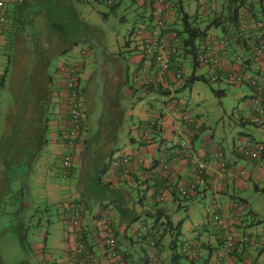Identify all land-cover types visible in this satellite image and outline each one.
<instances>
[{"label": "crops", "instance_id": "1", "mask_svg": "<svg viewBox=\"0 0 264 264\" xmlns=\"http://www.w3.org/2000/svg\"><path fill=\"white\" fill-rule=\"evenodd\" d=\"M130 1H132L133 4H137L138 6H144L143 2H145L144 0ZM263 1L264 0L259 1V10H256L255 6L253 7L254 17L252 18L251 15L246 12V9H242L241 12L244 13L242 17L244 20L243 22H245L248 27H252L253 19L257 17L260 18L263 14V9L261 8ZM122 2L123 0H115L116 4H121ZM6 3H8V0H5V4ZM197 3L198 2L195 1H189L187 3L189 10L186 12H188L189 14H194L196 12ZM143 8V10H145V7ZM220 9L221 8H219L218 10ZM145 12L147 15V20H144L142 24L137 27V30H135V33L137 34L131 37L129 36L127 42H125L128 51H136V55L130 57L129 59V62H131V66L133 68H130V71H132V73L135 72L139 64L143 62V56L139 50L141 47L140 44L142 43V40L147 38V36L149 35V22L152 21L151 18L148 17L147 8ZM162 19L164 20L162 27L163 37L166 43L165 46H167L170 54L172 55V66L168 72H161L156 66H154L149 71L156 78L157 85L161 87L159 89L166 90V93L161 94L165 98L163 100H159L158 104L155 105L154 100L157 99V97L154 95L158 93H156L155 91L149 93L139 92L140 98L138 100H142L143 95H151V100L147 102V104L139 101V103L142 104L135 105L129 111L128 109L124 108L121 103L118 102V95L111 99L108 105V110L106 109V106H104L101 111V116L104 115L106 121H108L112 126L115 125V122H120V117L122 118L123 116H126V114L137 116L138 123L136 125H133L132 127L130 126V128H128L126 134L122 138L118 137L115 133L116 129H113V134H111L110 131L104 138L100 136V138L96 140L97 143L94 142V137L101 135L102 127L98 131L92 130L90 132L85 129V101L87 100V96L84 95V89L80 87L84 127L79 134V138L75 140L74 146L70 147L73 149V162L78 161L79 165L81 166L80 173L76 177V182L79 181V185H76V182L73 185L63 184L59 179L56 178L54 173L59 158L62 157L63 149L68 150L69 148L67 142L64 141V139H66V131L69 124L68 116L66 114L64 106L65 76L62 72L63 70H57L58 76L56 77L57 80L54 84L55 89L53 93V102L55 103V105L53 109V116L49 122L48 127V144L43 150L37 164L34 165V167L38 168L37 170L40 175L37 180L38 186H41V193L39 195L40 198L49 205H57L62 203V207H60L56 211L57 215L55 218V233L51 243V250H54L55 254H46L45 256L46 260L49 263L73 264L67 252V249L69 248L68 246H70L72 243V234H70L71 225L68 222L65 223L64 218H66V216L64 212H62V209L64 208V204L66 202L72 201L76 198L84 197L83 200H87V205H89L87 206L88 209L83 211L82 227L84 228V236L86 237L85 242H87V247L92 253L91 264H109L106 248L103 246L102 241L99 239V235L97 234V227H95V222L93 220L94 215L98 212L97 210L100 209L101 206H110V208L112 209L110 211H112L113 215V233L116 236L119 247L121 245H124L127 248V255H130L129 258H131V254L129 252L133 247L131 245V237H136V235L141 232L146 233V235L150 232L154 233L156 232L155 229L159 230L160 233L164 232L165 218H168L171 221L168 214V202L173 203L174 209L179 210L180 208H182L183 205L180 200H177L178 194L174 187L185 186L189 183H195L196 193L192 197L193 199L199 194L200 185L203 184V196H206L208 192H211V199L217 200V209L224 208L226 212L228 214H232L233 217L238 214L241 218L240 221L242 220V216L239 214L240 210L236 211L232 207H237V209L241 210L247 209L248 203L245 199H243L241 193L248 188L255 191L254 186H257L258 190L264 189V187H262V184L264 183V168L259 172L252 171L251 166H249L248 163H246V165H243L239 164L237 161L230 160V157L228 158V156L225 155V151L223 148L219 146L210 147L209 145H207L209 143L210 136L208 135V137L204 138L201 136V132L204 129L203 121L199 120V117L188 116L186 113H183L182 116L187 115L192 122L189 126L187 134L196 136L193 142V148L195 150L194 153L201 156L202 159L207 162V173L203 177L197 176L195 170L192 168V166L188 165L186 160H184L183 158L178 159V155L180 156L183 153V148L177 147L178 142H180V133L178 128L181 127L180 125H178V120L180 119V117H182L180 116V113L182 112L180 110V104H176V102L171 104V99L173 98V91L175 92L176 90L181 89L180 84L182 82L181 80H177L175 75L177 72H179V70H182L183 72V65L180 60L184 55H182V49L179 45V40L175 38V32L173 31V26L171 25V23L175 20L173 11L169 8L165 9L162 15ZM5 31L6 30L2 31V33L0 34V46L8 43L5 36ZM207 37L209 40L210 38H212L213 40L214 38L219 39V41L221 40L219 38L220 34L218 33V31L212 28L209 29ZM131 41H133V43L132 47L130 48L129 44L131 43ZM201 48L199 49L201 50ZM71 52L72 50L68 53L69 56L67 58V62L71 60V62L75 65L77 72H80L78 74L80 86V80L82 78L86 79L88 77L90 69L84 70L86 62L77 60ZM173 52H175L174 56ZM211 52L212 56H214V58L216 59V62L214 64L209 63L206 68L209 69L210 72L217 73V75L218 70H223V73H220V77L227 80L228 82L232 81L228 76L229 74H239L243 72L244 69L246 70L244 72V75L248 78L249 76L247 74L249 70L255 71L256 75L258 74V72L260 74L264 72L263 62H260L261 66L255 65V68V66H253L254 62L250 60L247 54L244 55V58H238L237 56H235L236 53H238L239 55L242 54H240L239 52H233L234 57H232L230 52L224 47V43L220 44V42L214 41ZM93 53V50L87 48V52L85 55L87 56ZM114 55L115 54L112 53L108 54L106 47L104 54H100L99 52L95 55L96 61L99 62L101 61L100 59H102L104 67V70L102 72H104L105 74V76L103 77L101 73H99L100 76L97 78V82L100 84L99 87H103V85L106 83L107 77L111 76V82L114 86H116L115 84H117L118 87L120 85H124L123 90L125 92V98H129L131 95H134V93L131 92L130 87L127 85L128 77L126 78V71L129 70V67L123 68V66H119L118 64H116L115 60H113V63L110 62V59H114ZM246 60H248V62H246ZM254 61L259 62L258 59H254ZM108 62L109 64H113V69L111 68L110 72L106 71L108 70ZM146 62L147 63L144 65H148V61ZM64 63L65 62H63V65ZM67 66L68 65H66L65 67ZM246 106L250 110H248L247 115L243 117H245L246 120H249L252 123L253 114L249 105L248 97H246ZM101 116L98 115V118ZM152 118H156L159 121V125L158 130L156 131L157 135L155 139L151 143H149L144 140V134L149 130L148 125L150 123L149 121ZM241 123H243L244 125L243 121H241ZM254 126L257 128L263 141L264 128L258 127L256 125ZM94 133H96V136H91ZM199 138L203 139L201 143L202 145L201 147H199V150H196L195 143L200 140ZM84 140H88L87 146H90V151L87 153L82 144ZM248 140L258 141L255 138H248L245 134L241 133L239 142L237 143L235 141L234 143H232L228 151L232 155L240 157L237 151ZM112 151L113 153H111ZM219 151L222 153V155L219 153ZM172 153H175V155H177L176 160H167V157ZM109 154H112V156H109ZM66 156L67 155L63 156L61 165L66 159ZM119 156H127L130 159V164L126 167L125 170H121L120 168L112 169L109 167V163H107L111 158V160H113L114 158H117ZM161 160L168 161V168L166 170L161 169ZM84 162H89L93 169H101L100 166H103V164L106 166V169L103 171L102 178L100 177L101 181L103 182L99 184V187H101L100 193L96 192L94 188L86 185L85 179L88 174L87 176H85L86 173H82ZM221 163L228 164V168H222ZM52 166L54 168H51ZM242 169H244V172H247V174L236 176V173L241 171ZM167 179L171 182V184L173 183V185H171V188L168 189L166 197L159 202L157 198V187L162 183V181H165ZM152 181L155 182V184H152ZM102 184H106L107 187H105L104 185V187H102ZM84 187H86V189L88 190L87 193L89 197L85 196L86 191L84 190ZM131 191H137L135 197L130 194ZM239 201H243V206L238 205L237 202ZM90 203H93V206L90 205ZM158 203L162 206L163 210H165V213L163 212L165 216H162L160 221L156 224L154 218L151 217L148 213L155 211L154 204ZM212 208L213 205L210 207V210H208L206 214L211 212L213 210ZM171 222L173 225V221ZM205 222H207L210 229L212 226L213 234L208 228L205 232L207 239L204 243L205 246L209 247V252L213 253L216 250L215 248L217 247L214 244H220L221 242H223V237L221 232L209 223L208 218L205 219V221L202 223ZM242 223L243 221L241 222V224H239V226H237L236 230L240 231V228H242ZM158 224H160L159 227ZM154 226L156 227L153 228ZM183 226L184 224L181 225V227ZM251 231L252 230H249L250 233H244L251 234ZM162 234L164 235L160 236L158 234H155L157 239H162V245H160V248H157L156 250L158 256V264H165L167 258L172 259V251L168 246V244L170 243L169 240H171L170 231L167 230V232H164ZM192 234H194L193 229ZM200 235L201 234L199 233L198 237ZM165 245L168 246V250L165 249ZM240 246L241 245L239 244V246H237V249ZM246 253L247 252H245L244 250L241 251V253L236 250L234 256L237 259H242L243 262L247 264L245 257ZM149 254H151V252ZM122 258L124 264H134V262L130 261V259L127 261L125 256Z\"/></svg>", "mask_w": 264, "mask_h": 264}, {"label": "rangeland", "instance_id": "2", "mask_svg": "<svg viewBox=\"0 0 264 264\" xmlns=\"http://www.w3.org/2000/svg\"><path fill=\"white\" fill-rule=\"evenodd\" d=\"M225 1L226 0H207V4L213 9L218 10ZM251 1L255 3L256 10H259L260 0ZM6 4L7 10L9 11V26L5 33L8 43L0 46V76L4 70H6L4 85L0 87V129L6 128L8 118L11 120L17 114L21 115V110L23 108L22 103L25 101V98H28V96L31 97L29 93L30 71L36 65L35 55L33 53V43L30 39H28L30 32L33 31V23H31V25L28 23L22 25V33H18L22 36L23 40L16 41L13 38L18 29L15 18H19L21 14L31 18L33 16V12L30 13V8L25 5L15 8L17 5L12 4L11 2ZM76 7L78 9L77 11L81 14L82 19H84L87 23L88 35L91 38H94V41L97 40L96 42L102 43L103 46L105 45L108 54H115L114 59H110V62L113 63V60H115L116 64L119 66H123V68L129 67L127 85L131 87L132 71H130V68H133L129 59L130 57L136 55V51H128L125 42H127L130 35L129 31L133 28L137 29V27L140 26L144 20H147L143 8L137 4H133L130 0H123V2L113 11L110 10L109 6L105 2L96 0L78 1V3H76ZM184 9L185 11L189 10L187 3L185 4ZM31 10H33V6ZM103 13H106L105 18L103 17ZM25 16L23 17L24 20ZM207 22V18H200L197 22V27L200 30H204ZM149 24L150 26H153V20L150 21ZM173 29L178 30V32L182 31L181 20L178 19L177 22L173 24ZM215 30L220 34L219 29ZM25 37L27 38L26 40ZM42 39L44 40L43 37ZM205 40L196 41L195 45L197 48H201L202 43H204ZM214 41L220 42V44L222 43L219 39L214 38L213 40L210 38L208 46L211 47ZM132 43L133 41L129 44L130 48L132 47ZM102 45L98 48L101 49L103 47ZM95 46L96 47L93 49L94 53L87 56L85 54L87 52L88 43L79 44L73 47L71 52L77 60L86 62L84 70L90 69L88 77L80 80V87L84 89V95L87 96V100L85 101V129L88 130V132L98 129V115L101 116V111L104 106H106V109L108 110V105L113 97L119 95L118 102L129 111L135 105L142 103L147 104V102L151 100V95H143L142 100H138L140 96L139 91L135 92L134 95H131L129 98H125V92L123 90L124 85H120L118 87L117 84H115L116 86H114L111 82V76L107 77L106 83L103 87H99L100 84L97 82V78L100 76L99 73H101L103 77L105 74L102 72L104 70L102 59H100L101 61L99 62L95 60L97 45ZM227 50L230 52L232 57H234L233 52H239L240 54H247L248 57H252V61L254 60L250 53L247 51L242 53L243 51L240 48H237L236 51L232 48H228ZM68 56L69 54L58 57L56 56L48 60L49 66L45 69V73H47L49 77L51 76L53 78L54 84L56 83V77L58 76L57 70H63L66 65H68L69 68H74L75 75L80 73L79 71H75L76 67L71 60L67 62ZM63 62H65L64 65ZM180 62L183 65L182 75L184 76V79H181V89L176 90L175 92L173 91L171 104L174 102H176V104H180V110L182 112L180 113V116H182L183 113H186L188 116L199 117V120L203 121L204 129L201 132V136L203 138L208 137V135L210 136L209 143L207 145L210 147L219 146L223 148L225 155L228 156V158L230 157V160L246 165L245 160L237 158L228 150L232 143L235 141L237 143L239 142L241 133L245 134L248 138H255L258 141H262V138L254 124L243 117L247 115L248 110H250L246 106V97H250L252 92L247 86V83H240L235 80L228 82L225 79L213 81L210 79L209 69L203 67L197 69L195 75L205 77L207 82L203 83L201 81H197L191 86L184 87L186 80L192 75V73H194V70L191 57L183 56ZM253 62V66H261V63L257 61ZM111 68L113 69V64H109L107 67L108 70L106 71L110 72ZM233 74L235 75V73ZM247 75L251 78H261L264 77V72H262V74L258 72L256 75L255 71L249 70ZM219 89H222L224 94H216L215 90ZM154 96L157 97V99L154 100L155 105L158 104L159 100H163L165 98L161 94H155ZM64 97H66L65 100H67L68 96L66 91L64 93ZM139 101L142 103H139ZM241 121L244 122V125ZM137 123L138 120L135 115L131 116V114H126V116H123L122 118L120 117V124L115 122V124L118 125L115 127L116 135L122 138L126 134L128 128L136 125ZM101 131V135H98L96 137L97 139H99L100 136L103 138L106 136L107 133H105V129H102ZM201 138H199L200 140L195 143L196 150H199V147L202 145L201 143L203 139ZM72 152L73 149L70 148V146L68 150L63 149L62 157L59 158L54 170L56 178L63 184H75L76 177L79 175L81 170L79 162H73ZM64 155H67L66 159L70 162L68 167H71L72 169V175L68 179L62 176L63 169L61 168V163ZM37 169V167H34L33 172L32 167V170L26 177L31 206L27 208L25 215L22 213L21 218L18 221V224H22L25 227L26 235L25 237H21L19 235L18 225L16 222H13L12 228L3 231L4 233L0 239V257L3 264H24V260L33 264V253L28 249V243L31 248L34 245L35 249L40 248L42 247V244H45L47 247L46 253L51 255V243L55 233L56 213L50 205L48 203L46 204V202L39 196L41 193V186H38L37 183V180L40 177ZM86 170L87 171L85 173L89 174L85 179L86 185L94 188L96 192L100 193L101 187H99L98 177L102 178V173H100V171L98 172V169H93L92 167ZM262 187H264V183L262 184ZM84 190L86 191L85 196L89 197L86 187H84ZM202 190L203 184L200 185V192L195 198L188 201H183L182 198H180L183 206L179 210L174 209L172 202H168V214L171 221H173L174 228L177 227L180 221L184 224V226L181 227L179 235L175 236V239L177 240L176 253L178 255H182L183 252L186 257H189L190 254L197 253L194 257V264H206L207 259V264H212L213 262H218L217 258L224 252L225 248L223 242L220 244H214L217 246L215 248L216 252L214 251L211 254V257H209L208 253L205 252L202 247V243L206 242L207 239L205 232L209 228L207 222H202L205 221V217L207 216L206 213L210 210L213 201V199H211V192H208L206 196H203ZM136 193L137 191L130 192V194L134 197L136 196ZM241 196L248 204L246 210L240 209L239 214L242 216L243 223L242 228H240V231L237 230V232L241 237L242 235L249 234V230H252V235L257 236L254 237L249 235L251 237L248 241L249 244L242 242V244H240L241 246L238 248V252L241 253L243 250L247 252L245 256L247 264H264V241L261 240L264 238V191H254L253 189L248 188L241 193ZM90 205L93 206V203H90ZM3 217H5V215ZM11 219L12 218H6L3 220L0 225V230L2 225V229H6L5 226L10 224V221H12ZM93 220L95 223H98L95 216L93 217ZM232 221L235 226L237 222L236 218L233 217ZM159 226L160 224H158V227ZM192 229L199 231L201 234L198 241L196 237L194 238ZM209 230L212 232V226ZM45 233H48V235ZM132 238L133 247L129 251L131 258L126 257L127 248L124 245L120 246V255L122 254L123 257L125 256L127 261L130 259V261L135 263L139 262L136 264H148V262H145L143 258L139 260V256L144 251L148 254L150 253V249L146 244V241H142L141 244H139L136 237ZM165 249L168 250V246L165 245ZM190 262L191 260H188L183 256L179 259V264H190ZM165 264H172L171 259L167 258ZM234 264L245 263L242 259H236Z\"/></svg>", "mask_w": 264, "mask_h": 264}, {"label": "trees", "instance_id": "3", "mask_svg": "<svg viewBox=\"0 0 264 264\" xmlns=\"http://www.w3.org/2000/svg\"><path fill=\"white\" fill-rule=\"evenodd\" d=\"M79 2L81 0H78ZM77 0H8V2H11L12 4L17 5L15 8L21 7V5L28 6L30 8V13L33 12V16L27 17L24 14H21L19 18L16 19V23L18 26L17 33L14 35V39L16 41H21L23 40L22 36L19 35L18 32L22 33V25L25 23H28L31 25L33 23V31L30 32V35L28 36V39H30L33 43V53L35 55V61L36 65L35 67L30 71V82H29V93L30 96L28 98H25V101L22 103V110H21V115L17 114L14 116L11 120L8 118L6 128L0 129V225L3 220L6 218H12L10 221V224H8L6 229H2L3 225L1 226L0 230V239L2 237V234L4 233V230H8L13 227V222H16L18 225V233L21 237H25L26 229L22 224H18L19 219L21 218L22 213L25 215L26 210L28 207H30V201H29V195H28V184L27 182V175L29 172L32 170L33 167V172H34V165L37 164L43 150L47 146V141H48V127H49V122L53 116L52 110L54 109L55 103L53 102V93H54V83H53V78L48 76L47 73H45V69L49 66V59L52 57H58V56H64L67 55L73 47L79 45V44H85L88 43V48L93 50L97 45L96 48V53L104 54L105 53V47L102 45L100 42H96L97 40L94 41V38H91L88 33H87V23L82 19L81 14L77 11L76 3H78ZM100 2H105L111 11H113L119 4H108L106 0H96ZM143 2L144 6H141L142 8L145 7V10L147 8L148 11V17L151 18V20L154 19L153 17V3H155V0L153 2L144 0ZM166 2V7L165 9L169 8L170 10L173 11V15L175 16L174 22L171 23L175 24L177 20H181L182 22V31L174 30L175 32V38L179 40V45L181 46L182 49V55L184 56H189L192 59V64H193V70L194 73L186 80V84L184 87H188L193 85L197 81H201L203 83L207 82V79L203 76H196L195 73L197 72V69L199 68H206L207 65L211 62H207L206 65L201 66L199 62L197 61V55L198 51H200L199 48L195 45V42L198 40H207V34L209 29H219L220 31V39L221 42L223 41L224 47L227 49L232 48L234 51H236L237 48H240L244 52L250 53L253 58L256 60L257 55L255 54V48L257 44V39L255 36L252 37H247L245 36L241 31H240V25L244 24L248 28V30H251L252 27H248L245 22H243V15L242 9H246V12L251 15V18L254 17V10L253 7L255 6V3L252 2L251 0H226L220 10H215L211 6H209L207 3V0H163ZM189 1H195L198 2L196 6V12L194 14H189L184 10V4L188 3ZM5 4V1H4ZM6 5V4H5ZM33 6V10L32 9ZM261 8L263 9V14L261 15L264 16V1L262 2ZM144 9V8H143ZM165 9L162 12V15L165 11ZM144 10L145 16L146 12ZM9 11L7 10L6 6H4V20L2 27L0 29V34L2 31L8 29L9 23ZM25 16V20L24 17ZM103 17H106V13H103ZM256 17V16H255ZM200 18H207L208 22L206 25V28L204 30H200L197 27V22L199 21ZM260 18H255L252 20V22L259 20ZM154 22V21H153ZM251 22V23H252ZM154 26V25H153ZM150 26V29L153 27ZM136 28H133L129 31V36H133L137 33H135ZM137 30V29H136ZM5 31V32H6ZM29 33V32H28ZM44 38V40L42 39ZM160 37H163V32L162 29L160 30ZM22 38V39H21ZM20 39V40H19ZM27 38L25 37V40ZM8 40V39H7ZM145 40V39H143ZM142 40V42H143ZM205 40V41H206ZM203 44V43H202ZM103 46L101 49H99V46ZM141 45V44H140ZM212 50V46L210 48ZM140 52L142 56L144 55L143 49L140 47ZM165 50L170 56V61H169V69L172 66V55L170 54L167 46L165 47ZM94 52V51H93ZM173 52V56H174ZM235 53V52H234ZM246 55V54H245ZM238 58H244V54L239 55L236 53ZM250 60H252V57H249ZM259 60V59H258ZM143 64L140 63L138 68L136 69L135 72L131 73L132 75V86L130 87V90L132 93L135 92H140V93H149L152 91H155L156 93H166V90L164 91L163 89H159V87L156 83V78L152 82H141L136 84L135 79L138 77V72L140 68L144 67V64H146L148 61V69H152L154 66L157 67V64L154 62L153 59L147 58L143 56L142 60ZM245 61V60H243ZM254 61V60H253ZM248 62V60H246ZM258 62V61H257ZM261 60H259V63ZM158 68V67H157ZM148 70V71H149ZM159 70V69H158ZM167 71V72H168ZM180 71V70H179ZM182 71V70H181ZM246 70L244 69L243 72L237 73L238 75L245 76L244 72ZM128 72L129 70L126 71V78L128 77ZM150 72V71H149ZM210 73V79L213 81L221 80L222 78L220 77V73H223V70H218V75L215 72H209ZM230 77V80L236 81V78L234 77V74L231 73V75H228ZM183 75H181L180 79H183ZM6 79V70L2 73L0 76V87L4 85ZM242 82H246L247 86L251 89V96L248 97V100L253 98L254 94L257 92L256 88L252 86L249 81L243 80ZM80 93V90H79ZM215 93L218 95L224 94V91L222 89L215 90ZM262 94V102L264 106V88H262V91H260ZM80 101L81 100V93L79 94ZM140 98V97H139ZM66 97H64V106L66 110V114L68 116V121H70V117L68 114L67 110V103H66ZM82 107V103H81ZM251 108V106H250ZM252 111V108H251ZM252 114L254 112L252 111ZM84 118V116H83ZM191 120V119H190ZM14 121V122H13ZM179 121V120H178ZM150 123H154L147 133H149L151 136V141H148L147 139H144L146 142L151 143L156 135H157V130H158V125L159 121L156 118H152ZM149 123V124H150ZM192 122H190L191 125ZM117 124H120V122H117ZM111 125L109 124L108 121L104 118V115L99 117V124H98V131L101 127L102 129H105V133H109L111 131V134H113L112 130L115 129L118 125ZM84 125V119H82V124L79 129V132L77 135L69 137L68 130H69V124L68 128L66 131V139H64L65 142L71 140L72 146H74L75 140L79 138V134L81 133L83 126ZM111 127V128H109ZM149 127V125H148ZM151 129V131H150ZM188 130H186L184 133L187 135L188 139H190V149L192 153L195 152L193 148V142L195 140L194 135L187 134ZM193 134V133H192ZM145 135V134H144ZM91 136H96V133L92 134ZM94 142L97 143V138L94 137ZM181 142V135L179 138ZM178 142V148H182ZM256 142H261V141H256ZM85 143V144H84ZM88 140H84L83 148L86 150V153L90 151V146H87ZM173 149V148H172ZM171 149V150H172ZM184 149V148H183ZM238 155L240 159L245 160V163H248L249 166L253 165L252 160H249L248 158L245 157L243 154V151L238 149ZM113 153V151L111 152ZM219 153L222 155V153L219 151ZM175 153H172L167 157V160L171 158ZM109 156H112V154H109ZM176 156V155H175ZM177 157V156H176ZM112 159V158H111ZM109 160L107 163H109V167L112 168L111 161ZM166 160V161H167ZM130 164V159L128 158V164L125 165L126 167ZM224 167L221 166L222 168H228V164L223 163ZM122 166L118 167L117 169L123 170V164H120ZM91 164L88 162L83 163L82 167V173H85L88 168H91ZM101 169H98V172L102 173L106 169V166L103 164V166H100ZM51 168H54L53 166ZM61 168L63 169V177L65 178H70L72 175V169L71 167H65L64 166V161L63 164L61 165ZM86 168V169H85ZM230 168V167H229ZM244 171V169H242ZM55 173V171H54ZM207 173V172H206ZM88 173H86L85 176H87ZM56 175V174H55ZM66 175V176H65ZM89 175V174H88ZM240 174L236 175L239 176ZM244 175V174H241ZM204 176V175H203ZM200 176V177H203ZM245 177V176H244ZM18 179V180H17ZM99 179V184L102 182L100 177ZM79 180V179H78ZM14 183V185H13ZM103 183V182H102ZM163 183V181H162ZM160 184L157 187V198L158 201H162L159 198V189L163 184ZM17 184V185H16ZM79 185V181L76 182V185ZM195 184V183H193ZM107 187L106 184H102V187ZM173 185V183L171 184ZM17 186V187H16ZM16 187V188H15ZM171 188V187H170ZM176 188V187H174ZM255 191H261L258 190L257 186H254ZM194 190L196 193V185H194ZM264 191V189H262ZM102 192V191H101ZM177 200L179 201L180 198H182L183 201H188L191 200L192 197L195 195H190V196H180L179 193ZM176 194V195H177ZM84 197L76 198L72 201L66 202L64 204V208L62 209L66 216L64 218L65 223H69L71 225V230L70 234H72V230L74 229L72 222H71V217L77 215L79 219V224H78V236L75 240H80L83 241L85 246L87 247V242L86 237L84 236V228L82 227V218H83V211L87 210V200H83ZM181 201V200H180ZM215 203H217V200L214 199ZM238 205L243 206V201L237 202ZM34 205V204H33ZM62 203L60 204H54L50 205V207L55 211L57 215V209H59ZM159 205V206H158ZM36 206V205H34ZM217 206H214L211 212L207 214V218L209 219L210 216L213 212L217 210ZM240 206V207H241ZM155 211L148 213L151 217L154 218L155 223L157 224L162 216H165V210H163L162 206L158 204H154ZM38 208V207H37ZM104 209H109L110 206H101L100 209H98L97 213L94 215L96 219L99 221V218L101 216V212ZM164 212V213H163ZM217 212V211H216ZM164 214V215H163ZM5 215V217H3ZM55 215V217H56ZM206 218V219H207ZM241 219V218H240ZM243 219L235 224V227L239 226ZM172 222L168 219L165 218V229L164 232L170 231V243L168 244L169 248L172 251V264H179V259L185 257L188 260H191L190 264H194V257L196 256L197 253L190 254L189 257H186L184 253L182 252V255H178L176 252V239L175 236H178L179 233L181 232V225L182 222L180 221L177 225L176 228L173 227ZM95 227H98L97 222L95 223ZM111 227H112V221H111ZM154 226L153 228H155ZM114 230V228H112ZM153 230V229H151ZM156 232L154 233H149L146 235V233H138L136 235L137 241L139 244H141L142 241H146V244L149 246L151 254L146 253L145 251L140 255V259L143 258L145 262H148L150 264L151 259L153 258V255L157 256L156 250L157 248H160L162 239L156 238L155 234H158L160 236H163L164 232L160 233L159 230L155 229ZM194 237L197 238V241L199 239V231L193 230ZM98 234V230H97ZM48 235V233H46ZM150 236V237H149ZM116 238V236L114 235ZM133 238L131 237V240ZM74 240V239H73ZM117 240V239H116ZM46 241V237H45ZM118 242V241H117ZM196 243V242H195ZM224 244V243H223ZM249 244V243H248ZM131 245L133 246V240L131 242ZM238 246V245H237ZM237 246L233 248V250H238ZM69 248L67 249L68 255L70 257V260L72 261L73 264L74 261L71 257V247L68 246ZM202 247L205 250V252L208 253L209 257H211V254L209 252V247L205 246V243H202ZM88 248V247H87ZM28 249L33 253V264H52L49 263L45 256L46 254V245L42 244V247L35 249V246L33 245L32 248L30 244L28 243ZM89 250V248H88ZM207 250V251H206ZM117 251L120 255V247L119 244L117 243ZM55 251L51 250V255H54ZM92 254V253H91ZM235 254V252H234ZM121 257L122 254L120 255ZM130 255H127L126 257H129ZM158 259V256H157ZM123 260V258H122ZM218 260V259H217ZM24 264H31L30 262H27L26 260L23 261ZM139 263V262H136ZM134 262V264H136ZM208 263V259L206 260V264ZM223 264L222 260H218V264ZM0 264H3L2 259L0 257ZM91 264V261L89 262ZM109 264H111L109 262ZM212 264H215L213 262Z\"/></svg>", "mask_w": 264, "mask_h": 264}, {"label": "built area", "instance_id": "4", "mask_svg": "<svg viewBox=\"0 0 264 264\" xmlns=\"http://www.w3.org/2000/svg\"><path fill=\"white\" fill-rule=\"evenodd\" d=\"M4 1L0 0V29L3 24L4 20ZM150 2H153V0H147ZM108 4H114L115 0H106ZM154 9H153V23L154 26L150 29L149 35L143 42L141 43V48L143 49V53L145 57L153 59L154 62L157 64L158 69L161 72H167L169 68V61L170 56L165 50V41L164 38L160 37V30L163 27L164 20L162 19V12L166 7V2L163 0H155V3H153ZM240 31L247 37L255 36L257 39V44L255 48V54L257 55V58L261 60V62H264V16L260 18L257 21H254L252 23V29L248 30L244 24L240 25ZM208 38V37H207ZM209 39H207L203 45L200 51H198L197 55V61L201 66H204L207 64V62L215 63L216 59L214 56H212V52L210 50L209 45ZM223 43V41H222ZM221 43V44H222ZM148 67L144 65V67L140 68L138 72V77H136L135 82L136 84L141 82H152L155 80L154 75L148 71ZM77 72V70L75 69ZM65 76V91L67 93V110L70 117L69 121V137L75 136L78 134L79 129L82 124L83 119V111L81 107V101L79 97V76L75 75L74 68H64L63 71ZM182 75V71H179L176 73V78L180 79ZM234 77L236 78L237 82H241L243 80L249 81V83L254 86L257 90V92L254 94L253 98L249 100V105L252 108V111L254 114L252 115V123L258 127L264 128V106H263V100H262V94L260 91H262V88H264V77L258 78V77H247L235 74ZM190 118L187 115L182 116L179 119L178 125L181 127L178 128L179 133L181 135V142L180 146L183 149L182 155H178L179 158H183L187 161L188 165L192 166V168L195 170V173L197 176H203L207 172V162L202 159L201 156L192 153L190 149V139H188L187 135H185V131L189 129L190 126ZM154 123L149 124V128H152L151 126ZM195 133V132H194ZM149 133H145L144 139H147L148 141H151V136H149ZM68 146H72L71 140L68 141ZM240 150L243 151V154L246 158L249 160H252L253 165H251V170L255 172L261 171V169L264 168V140L261 142L256 141H250L248 140L243 146L240 147ZM177 156V155H176ZM175 155H173L169 160H176ZM128 158L127 156H119L117 158H114L111 161V165L113 169H117L118 167L122 166L120 164H123V170L126 169V166L128 164ZM168 161L161 160V169L166 170L168 168ZM64 166H68V160L65 159ZM221 166L224 167V164L221 163ZM230 169V168H229ZM227 170V169H226ZM225 172V171H223ZM224 174V173H223ZM238 174H247V172H244L243 170L236 173ZM152 184H155V182L152 181ZM163 186L159 189V198L163 200L166 197V194L168 193V189L171 187V182L167 179L163 181ZM193 183H189L185 186H177L175 189L179 193L180 196H190L195 194ZM213 207L217 205L215 203L214 199L212 201ZM234 210L238 211L240 209H237V207H232ZM217 211V212H216ZM215 212H213L209 218V223L212 224L214 227H216L222 234L223 237V243H224V252L219 255L217 258L219 261L222 260L223 264H234L235 260L237 259L234 256L235 250H233V247H236L239 244H242V242L248 243V241L251 239L249 235H242L240 237V234L237 232V228L233 225V215L228 214L226 210L223 208H218ZM112 211L109 209H104L101 212V216L99 218V221L97 223L98 227V235L99 239L102 241L103 246L106 248L107 258L111 264H123L122 259L117 251V240L114 237L113 229L111 227V221H112ZM237 220L236 223L240 222L239 215L234 216ZM71 222L74 227L72 230V243L70 245L71 247V257L75 264H89L92 258L91 252L88 250V248L85 246L83 241L75 240L78 236V224L79 219L75 213L74 216L71 217ZM257 236V235H252ZM74 239V240H73ZM264 241V238L261 239ZM237 243V244H236ZM234 256V257H233ZM153 258L151 259L150 264H158L157 256L153 255ZM215 264H218V262ZM220 264V263H219Z\"/></svg>", "mask_w": 264, "mask_h": 264}, {"label": "clouds", "instance_id": "5", "mask_svg": "<svg viewBox=\"0 0 264 264\" xmlns=\"http://www.w3.org/2000/svg\"><path fill=\"white\" fill-rule=\"evenodd\" d=\"M79 90H81V89H80V86H79ZM82 111H83V110H82ZM64 161H65V160H64ZM68 165H69V162H68ZM67 167H68V166H67ZM112 169H113V168H112ZM120 257H121V256H120ZM121 259H122V257H121ZM122 262H123V260H122ZM123 264H124V262H123Z\"/></svg>", "mask_w": 264, "mask_h": 264}]
</instances>
